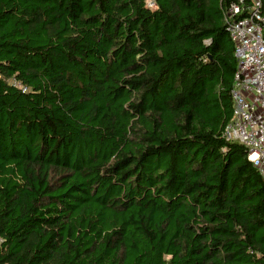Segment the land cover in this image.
Returning <instances> with one entry per match:
<instances>
[{
    "label": "trees",
    "instance_id": "16d2710c",
    "mask_svg": "<svg viewBox=\"0 0 264 264\" xmlns=\"http://www.w3.org/2000/svg\"><path fill=\"white\" fill-rule=\"evenodd\" d=\"M237 3L0 0V264H264Z\"/></svg>",
    "mask_w": 264,
    "mask_h": 264
},
{
    "label": "built area",
    "instance_id": "2783aa9c",
    "mask_svg": "<svg viewBox=\"0 0 264 264\" xmlns=\"http://www.w3.org/2000/svg\"><path fill=\"white\" fill-rule=\"evenodd\" d=\"M231 4L226 31L237 63L230 92L232 116L224 128L226 141L247 151L248 161L264 181V5L262 0ZM244 9L247 16L237 19Z\"/></svg>",
    "mask_w": 264,
    "mask_h": 264
},
{
    "label": "rangeland",
    "instance_id": "374dc122",
    "mask_svg": "<svg viewBox=\"0 0 264 264\" xmlns=\"http://www.w3.org/2000/svg\"><path fill=\"white\" fill-rule=\"evenodd\" d=\"M10 84L15 86V87H19L17 84L14 83V81H10Z\"/></svg>",
    "mask_w": 264,
    "mask_h": 264
}]
</instances>
